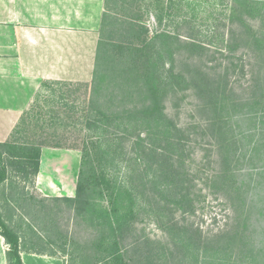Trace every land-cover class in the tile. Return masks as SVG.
Instances as JSON below:
<instances>
[{"label":"rangeland","instance_id":"1","mask_svg":"<svg viewBox=\"0 0 264 264\" xmlns=\"http://www.w3.org/2000/svg\"><path fill=\"white\" fill-rule=\"evenodd\" d=\"M142 21L151 36L157 24L148 13ZM211 25L215 23L209 21L208 26ZM173 28L172 25L168 30L173 31ZM217 47L221 46L217 44ZM179 49L174 56L173 73L181 78L174 81L169 73L164 75L165 83L161 89L173 91L161 99L164 116L183 134L190 131V141L185 142L182 133L159 126L158 121L147 123L139 116L127 117L117 101L128 100V108L133 112L135 106L141 108L142 99L137 92L129 95L126 90L111 86L107 81L109 78L104 81V76L108 75L122 79L119 75L126 70L125 66L107 57L102 76L98 78L99 83L102 80L101 95L94 107H91L92 79L73 83L55 81L37 86L24 110L27 112L24 120L19 119L17 123L15 142L22 144L45 138L63 148H42L41 188H36L35 178L23 179L14 172L0 187L1 217L19 235L22 246L37 251V261L42 262L40 257L46 264H105L112 257H118L113 254L118 252L124 262L138 264L136 251L146 255L147 246L140 242L148 240L168 247L159 253L162 262L171 264V258L167 259L168 249L175 252L180 246L184 254L190 253L187 258L185 256V264H196L194 258L196 260L198 255V264H218L228 254H223L222 248L226 247L218 242V236H230L227 233L234 231L242 234L247 225L252 239L260 238L258 234L263 230L250 221L264 206V133L240 119L248 96L245 92L250 79L248 53L243 47L233 53L226 48L223 53L210 50L201 58L195 56L192 59L191 50L185 46ZM159 50L163 63L169 67L170 56L161 48ZM232 62L239 67L233 73L231 70L226 72ZM192 63L200 64L199 72L208 79L214 78L215 74L222 77L226 74L231 86H219V93H216L218 86H203L199 74L190 79L192 69L186 65ZM241 66L245 74L241 72ZM188 78L189 83L185 81ZM133 89V86L129 88ZM9 93L18 96L19 101L24 100L22 89L10 86ZM116 94L117 98L111 99ZM210 106L216 107V115L208 109ZM97 111H102L104 117L95 115ZM89 120L95 121L94 127H86ZM219 120L227 123L226 139L223 136L217 142L207 127ZM250 130L257 132L256 135ZM123 137L129 141L121 142ZM182 143H185L183 148L179 145ZM92 145L95 148H91ZM220 146L224 148L219 149ZM85 148L90 149L91 162L84 167L93 176L88 181L89 205L80 214L60 198L65 194L74 197L81 151ZM234 149L252 152L253 160H246L239 153V158L235 155L231 159ZM250 164L255 171L252 178L245 173ZM220 166L225 179L217 181ZM176 171L187 177L183 187L176 184ZM103 172L110 183L107 190L98 185ZM239 172L245 177L239 174L237 180L234 175ZM49 184H52V193ZM188 189L191 212H188L190 207L177 197L180 190ZM56 194L61 197L57 199ZM131 200L135 201V217L131 218L132 229L124 233L123 239L118 224L121 225L120 219L126 214ZM113 207L117 213L106 217L105 212H110ZM181 227L200 233L202 243L186 241ZM205 245L210 246L206 249ZM182 260L180 255L175 262Z\"/></svg>","mask_w":264,"mask_h":264},{"label":"trees","instance_id":"2","mask_svg":"<svg viewBox=\"0 0 264 264\" xmlns=\"http://www.w3.org/2000/svg\"><path fill=\"white\" fill-rule=\"evenodd\" d=\"M147 13L153 19V22L157 24L151 36H149L148 26L142 21L143 16ZM209 21L214 22L215 25L208 26ZM172 25L174 30H168ZM98 34L91 80L93 82L91 107L98 105V97L101 95L100 83L102 81L100 79L99 83L98 78L99 76L101 78L102 71H104V60L108 59L118 65L125 66L126 70H122L121 75H119L122 79L108 75L104 76V81L106 78H109L107 81L111 86L119 90L124 89L129 95L137 92V96L139 95L142 99L141 108L135 106L133 112L132 109L128 108V100L119 99L117 101L120 103L122 111L127 114V117L134 119V116H139L140 118H144L147 123L158 121L159 126L170 130L173 129L178 134L182 133L183 140L185 142L190 141V131H185L183 134V131L177 130L175 125L163 114L164 106L162 102L163 98L161 99V97H165L167 93L173 91L171 89H161L160 86H163L165 83L164 75L169 73L174 81L181 78L180 75L173 73L175 54L179 52L181 46H185V48L191 50L192 59L195 56L201 58L205 52L208 53L210 50L223 53L224 49L227 48L230 53H233L237 48L243 47L249 56L248 65H250V68L248 73L250 74V79L247 82L248 87L245 89L248 96L244 100L242 107L244 108V112H242L243 114L240 119L243 118L244 121L252 123L251 127L254 130L258 129L260 133H264V0H105V11L101 18ZM202 37L204 38L202 39ZM225 37L227 38L225 39ZM217 44L221 47L218 48ZM174 46L178 48L175 49ZM159 48L170 56L172 62L169 67L163 63L159 54ZM198 66L200 64L195 65L192 63L186 65L188 69H192L190 79L196 78V74H199V80L203 86H218L215 91L216 93H219V86H231L226 74L224 77L221 74H215L214 78L208 79L205 78L206 75L199 72L200 68ZM238 67V64L232 62L230 67H227L225 71L229 72L231 70L233 73ZM243 70L242 68L241 72L245 74ZM190 79L188 78L185 81L189 83ZM49 82L55 81H43L41 84ZM131 86L134 87L133 90H129ZM234 96L236 95L234 94ZM116 98L117 94L111 97V99ZM208 109H212L211 111L214 115L218 113L216 107L210 106ZM26 114V111L22 113L20 117L21 121L24 120ZM95 115L104 117L102 111H97ZM18 124L13 128L9 139L3 143L0 142V185L8 181L11 172H14L15 175L23 179L28 177L35 178L40 169L42 148H63L61 145L50 143L45 138H41L39 141L32 140V142L26 141L22 144H17L15 142L16 136L14 135L18 133L16 130ZM94 126L95 121L89 120L87 122L86 127L92 128ZM226 126L227 123L225 121L219 120L217 122L214 121L207 128H209L212 137L216 138L218 142L226 133ZM250 131L254 135L257 133L253 130ZM224 138L226 139L225 136ZM127 139V137H123L121 138V142L126 143L129 141ZM179 145L183 148L185 143ZM222 147L224 148V146H220L219 149H222ZM91 148H95V145H92ZM237 151V149H234L230 155L231 159L235 155L239 158V153L243 157L245 156L246 160H253L250 156L252 152L248 154V151ZM81 154V166L74 197L60 198L71 204L74 210L80 214L85 212L89 205L87 194L88 181L93 176L84 167L86 163L91 162L89 159L90 149L85 148L81 151ZM251 165L245 172L250 175V178L255 173L254 166ZM223 171L222 166H220L216 174L217 181L225 179ZM239 174L241 175L240 172L234 175V178L238 180L240 178ZM174 177L177 180V186L183 187L187 177L185 178V176L181 175L180 171H176ZM241 177H245V174H242ZM96 178L98 177L96 176ZM98 185H101L106 190L110 188V183L106 179L104 172L99 176ZM184 190H180V196L177 197H179V201H183L185 205L190 207L188 212H191L193 210L191 208L192 201L189 198V189L185 192ZM134 202V200L130 201L126 214H123L120 219L121 225L120 223L118 224V228H121L123 239L126 237L124 233L132 229L131 218L135 217L133 214ZM262 210L257 212L255 219L250 221L258 229L263 230L258 234L260 237L258 240L252 239V233H248L247 225L243 229V235L234 231L227 233L230 236H218V242L228 248H222L223 254L225 255L226 252L228 254L226 258H221L218 264H264V206ZM110 213L115 215L117 213L116 207H113L108 213L105 212L106 217ZM175 225L177 226V224ZM181 230L183 238L186 241L192 243V241L199 240L201 242L200 233L196 230L184 227H181ZM113 231H116V229H113ZM0 236L4 238L8 245L6 253L7 264H23L20 256V237L5 223L1 217V212ZM140 244H146L147 254L144 255L143 251L141 254L139 251H136L138 264H168L166 261L162 262L159 254L167 250V246L155 244L148 240H143ZM174 246L179 245L174 243ZM209 246L205 245L206 249ZM210 248L213 249L214 246L211 244ZM113 254L118 255V257H112L105 264H129L121 260L118 252H114ZM189 254H184L179 246L175 252L168 249L167 259L171 258V264H185V259ZM180 255L183 256L182 262H175L176 258ZM198 259L200 260L199 255L196 260L194 258V263L196 261V264H198Z\"/></svg>","mask_w":264,"mask_h":264},{"label":"crops","instance_id":"3","mask_svg":"<svg viewBox=\"0 0 264 264\" xmlns=\"http://www.w3.org/2000/svg\"><path fill=\"white\" fill-rule=\"evenodd\" d=\"M104 11L105 0H0V142L9 139L41 82L92 79ZM10 86L25 91L23 101L10 95ZM34 184L42 186L40 170ZM21 242L23 264H46ZM7 251L0 236V264H7Z\"/></svg>","mask_w":264,"mask_h":264}]
</instances>
